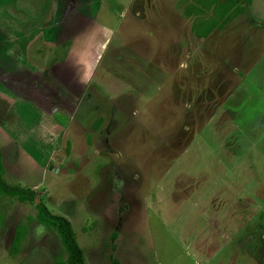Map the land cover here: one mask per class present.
Instances as JSON below:
<instances>
[{"label": "rangeland", "instance_id": "rangeland-1", "mask_svg": "<svg viewBox=\"0 0 264 264\" xmlns=\"http://www.w3.org/2000/svg\"><path fill=\"white\" fill-rule=\"evenodd\" d=\"M80 1L20 6L34 39L21 73L0 78L29 91H0V154L4 181L37 200H0V264L66 257L36 221L41 202L69 220L86 264H264V67L248 72L256 47L235 48L231 33L228 54L218 41L201 45L169 0L128 12L132 0H105L93 15ZM12 25V35L24 28ZM58 26L63 43L43 41ZM17 225L25 233L13 254Z\"/></svg>", "mask_w": 264, "mask_h": 264}, {"label": "crops", "instance_id": "crops-1", "mask_svg": "<svg viewBox=\"0 0 264 264\" xmlns=\"http://www.w3.org/2000/svg\"><path fill=\"white\" fill-rule=\"evenodd\" d=\"M155 1L156 0H132L130 3H127V12L130 10V8H149L150 10H156V4H154ZM158 1L160 4L161 0ZM4 2L5 0H0V33H2L0 34V74L12 73L13 75L14 73H21V70L19 68L21 64L24 66V64L26 63V54L22 51H24V49L29 45V43L34 39V35H30L29 28L25 25L26 13H23L24 9H20L21 5H26V0H9L8 6L5 5ZM72 2L69 3L70 8L74 7H71ZM80 2H78L75 6L87 8L90 15H93V11L95 9H99L98 7L102 8L104 7L103 4L105 5V0H84L83 2ZM133 2H135V4H132ZM169 2V8H179L180 10H183L184 16L186 17L187 21L191 23V25L197 22V14H199V17L201 19L200 23L216 24V27L212 29V31L207 37L198 38L196 37V35H194L196 37L195 39H198L199 41L201 40V45H208V42L210 40H215L218 41L216 43V46L222 45V53L228 54V52L226 51L227 48L224 47L230 46V43L226 40L225 35L228 33L234 34V39L237 43L235 48H240V42L244 40L246 41V44L249 43V45H251L252 49L255 47L256 49L252 52L253 54L250 57V62L245 52L241 51L239 55L238 50H235L233 51V56L238 55L241 56V58L244 57L241 62L248 61L249 63L253 64L252 67H250V70L248 71L249 73L250 71L258 68L260 64H262V66L264 67V0H178V4L177 2L174 3L173 0H169ZM105 7L107 8V6ZM240 8L242 9V11H240L239 15L233 16L232 19L226 21L228 17H231V13L233 12V10ZM5 9H7L8 11ZM18 10H20V12ZM57 12L58 11L56 9L51 19L54 24L56 23L60 25V19L63 17V15L60 14V16H57ZM6 13H8V15H6ZM17 14H21L19 16L20 20H18ZM134 17L142 18L143 15H140V12L136 11ZM3 23L6 25H4ZM12 24H15V27L23 26L24 28L20 29V31L17 32L15 35H12ZM59 27L60 26L55 29L56 34H54L55 30L52 31V29H50L46 33L42 32L43 41L46 40L47 43L62 42L60 41V38H62L63 35H60ZM12 41L14 43H12ZM211 44H214V42ZM211 44L209 45L211 46ZM241 77L243 78L245 76ZM17 80L18 79H13L12 85H6L4 82V78L2 79V81L0 78V83L2 84V88L0 89V91L12 97L13 92L22 94L24 90L29 91L27 86L25 89L23 88L25 87L23 86L24 81L21 82ZM10 86H13V92L11 90L6 91L7 88H10ZM20 96L21 95H18L16 97V101L20 100ZM11 109L12 106L10 105L8 111H10ZM43 115L44 117L48 118V116L45 115V111H43ZM52 123L53 124L51 125V127H54L55 122L52 121ZM47 134H49V132H47Z\"/></svg>", "mask_w": 264, "mask_h": 264}, {"label": "trees", "instance_id": "trees-1", "mask_svg": "<svg viewBox=\"0 0 264 264\" xmlns=\"http://www.w3.org/2000/svg\"><path fill=\"white\" fill-rule=\"evenodd\" d=\"M240 11H242L241 8L233 10V12L231 13V17H228L226 21L232 19L233 16L239 15ZM196 21L197 22H195L192 25L191 30L194 33V35H196V37L198 38L207 37L209 33L212 31V29L216 27L215 23L213 24L200 23L201 19L199 17V14H197ZM97 123H100V121H98ZM3 176H4V167L2 164V159L0 154V200L2 199H8L12 201L15 200L23 205L35 204L37 200V194L35 191L27 188L24 189L19 186L8 185L4 181ZM36 208H37L36 210L37 223L57 233L66 254L65 258L63 257L56 258L54 264H86L83 251L77 242L75 232L69 220H67L62 216L52 214L49 208L42 202L36 205ZM24 233H25V228H23L22 225H17L11 246L13 254L18 252L19 247L23 241ZM115 263L116 262L113 261V264Z\"/></svg>", "mask_w": 264, "mask_h": 264}, {"label": "water", "instance_id": "water-1", "mask_svg": "<svg viewBox=\"0 0 264 264\" xmlns=\"http://www.w3.org/2000/svg\"><path fill=\"white\" fill-rule=\"evenodd\" d=\"M51 170H53V169H51Z\"/></svg>", "mask_w": 264, "mask_h": 264}]
</instances>
